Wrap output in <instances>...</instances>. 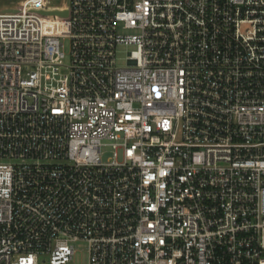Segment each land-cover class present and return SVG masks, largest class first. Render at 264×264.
<instances>
[{
    "label": "built area",
    "instance_id": "1",
    "mask_svg": "<svg viewBox=\"0 0 264 264\" xmlns=\"http://www.w3.org/2000/svg\"><path fill=\"white\" fill-rule=\"evenodd\" d=\"M79 243L85 264H264V0L0 11V264Z\"/></svg>",
    "mask_w": 264,
    "mask_h": 264
},
{
    "label": "rangeland",
    "instance_id": "2",
    "mask_svg": "<svg viewBox=\"0 0 264 264\" xmlns=\"http://www.w3.org/2000/svg\"><path fill=\"white\" fill-rule=\"evenodd\" d=\"M21 0H0V11H2L3 9L7 8V7H14L16 6ZM58 5L56 2H54L52 4V6H56ZM62 44H63V48L62 51L65 54L66 58L69 57L70 54V40L68 38H63L62 39ZM125 53L124 51L121 52L120 57H124ZM108 157V155L106 154L104 159H106ZM78 255L75 257L73 264H85L86 261V246L85 244L79 243L78 244Z\"/></svg>",
    "mask_w": 264,
    "mask_h": 264
},
{
    "label": "water",
    "instance_id": "3",
    "mask_svg": "<svg viewBox=\"0 0 264 264\" xmlns=\"http://www.w3.org/2000/svg\"><path fill=\"white\" fill-rule=\"evenodd\" d=\"M43 14L66 17V16L68 15V12H67V11H64V12H57V11H56V12L43 13Z\"/></svg>",
    "mask_w": 264,
    "mask_h": 264
}]
</instances>
